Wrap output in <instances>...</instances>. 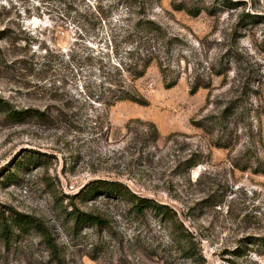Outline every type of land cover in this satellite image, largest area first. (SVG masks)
<instances>
[{"label": "rangeland", "instance_id": "1", "mask_svg": "<svg viewBox=\"0 0 264 264\" xmlns=\"http://www.w3.org/2000/svg\"><path fill=\"white\" fill-rule=\"evenodd\" d=\"M0 103V264H264V0H0Z\"/></svg>", "mask_w": 264, "mask_h": 264}, {"label": "trees", "instance_id": "2", "mask_svg": "<svg viewBox=\"0 0 264 264\" xmlns=\"http://www.w3.org/2000/svg\"><path fill=\"white\" fill-rule=\"evenodd\" d=\"M138 12L139 14H145L146 7H141ZM137 26L141 28V32L146 33V35L148 33L151 34L152 38H149V40L147 39L140 41L138 45L135 47V49L130 51V55L128 57L129 61L126 65L123 66L120 63L122 71L128 73V76L124 75V73L120 70L115 75H107V77L110 78V80H108L107 82H109V84H111L114 87L112 88L111 86H109L107 88L108 92H110L109 99H102V98L100 99L107 105H113L118 100H129L141 105L149 104V101L136 90L135 85L133 83L136 81V79L143 77L145 75L147 69L154 61L158 62L159 51L152 50L151 40L161 37L162 28L161 25H159L156 22V20L152 18H146L143 16H140L139 19L137 20ZM128 36L129 37L133 36V32H130ZM159 64H160V68L165 73L167 67L164 66L162 63ZM175 84L176 81H173L171 83H166V86L172 87ZM200 87L201 85H194L192 88V92H196ZM5 110H9V109H5ZM19 114H20L19 112L14 111L15 116H19ZM155 136L156 137L158 136V131L155 132ZM262 173H264V171ZM116 183L117 181L112 182V184H116ZM112 190L115 191L118 190L117 192H119V194L120 192H122L123 194H128L129 200L132 202L133 207L140 212L144 211V209L147 207H151L154 208L155 210L163 212V207L161 205L156 204V202H154L152 199L139 196L137 193H133L132 191H130V189H128L127 191H123L122 189L112 188ZM74 214H75L74 218L77 224L91 223V224L99 225L105 221V219H103L99 215H94L92 213L80 211L79 209H76ZM22 216L25 218H29V216L27 215H22ZM30 223L40 230L44 229L40 221L37 219H34L33 221L31 220ZM180 234H185V233L183 231H180ZM191 247L193 248L194 245Z\"/></svg>", "mask_w": 264, "mask_h": 264}]
</instances>
